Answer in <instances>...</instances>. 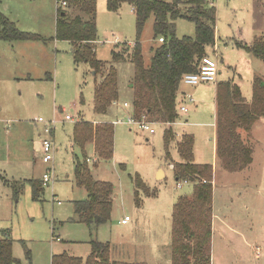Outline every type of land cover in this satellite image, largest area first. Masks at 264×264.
<instances>
[{"label":"rangeland","instance_id":"rangeland-1","mask_svg":"<svg viewBox=\"0 0 264 264\" xmlns=\"http://www.w3.org/2000/svg\"><path fill=\"white\" fill-rule=\"evenodd\" d=\"M207 1L217 9L218 46L217 50L215 45L207 47V54L218 60L219 82L231 80L238 84L250 101L255 78L264 81V60L224 41L232 37L249 43L264 36V0ZM57 6V0H0V12L18 29L42 37L0 39V237L10 235L13 239V254L20 264H51L53 255L64 251L86 259L94 239L111 244L112 260L171 264L174 205L181 196L191 195L193 189L192 182L176 179L173 164L182 161L177 143L182 134H193L195 161L213 164L215 100L200 102L198 107L187 101L190 112L182 114L181 121L178 114L179 123L172 128L174 137L167 144L164 134L171 126L165 127V123H156V133L151 134L117 122L125 117L122 103H133L134 99L131 85L135 64L129 56L137 40L136 16L129 3L118 11H110L107 0H98L96 54L106 69L113 66L117 72L121 106L113 103L106 113H97L95 90L102 74L96 75L86 62H77L69 41L55 38ZM176 23L178 37L195 35L192 21L178 19ZM141 43L149 65L152 47L159 44L154 37L153 17L145 25ZM114 50H119L125 59L114 60ZM206 84L209 90L215 88L213 83ZM184 88L190 86L182 82L180 89ZM117 110L120 115L115 114ZM67 113L76 120H66ZM40 117L57 119L55 137H50L58 150L49 164L42 159L45 134L44 124L37 122ZM80 119L115 124L112 159L90 163L96 179L114 186L111 218L97 228L80 221L75 211V201L85 199L88 193L77 185L75 176L76 156L82 158V149L74 142L73 132ZM243 136L253 148L249 167L228 172L217 161L215 169V191L222 194L217 197L216 211L223 214L224 224V215L229 223H236L229 218L230 208L231 215L238 213L241 218L240 210L248 204L247 224L256 222L253 203L261 202L264 210V117L251 132L243 131ZM90 149L87 148L89 155ZM161 166L165 177L159 173L157 177ZM49 168H53L54 179L43 185L41 198L36 200L27 180H42ZM137 179L145 186L138 185ZM126 215L132 220L125 225L121 220ZM223 233V229H217L213 235L215 264H264V250L256 235L247 236L246 248L243 244L239 251L236 246L234 250L228 248L222 241Z\"/></svg>","mask_w":264,"mask_h":264},{"label":"trees","instance_id":"trees-1","mask_svg":"<svg viewBox=\"0 0 264 264\" xmlns=\"http://www.w3.org/2000/svg\"><path fill=\"white\" fill-rule=\"evenodd\" d=\"M57 3L55 38L69 41L75 60L88 63L96 75L102 74L103 79L95 90L94 108L97 113L104 114L118 100L119 91L115 68L106 69L96 54L98 0H57ZM124 3L132 6L136 16L137 40L129 56L135 64L131 85L134 90V115L137 118L146 115L150 121L172 124L179 114L178 93L183 76L197 71L203 57L208 55L207 47L216 44V6L207 0H107V7L110 11H118ZM152 17L154 37L158 38L159 44L152 47L151 62L146 65L141 37L147 21ZM178 19L192 21L195 35L178 37ZM0 39L31 40L42 37L18 29L0 12ZM235 44L264 60V36L251 44L242 41ZM113 55L116 61L125 59L119 50H114ZM260 117H264V81L261 78L254 80L250 101L243 96L240 86L231 80L218 83L216 142L222 168L235 172L245 169L252 162L253 148L245 141L243 131L251 132ZM114 136L113 122L95 123L80 119L75 123L74 142L82 149V158L76 156V183L88 192L85 199L75 201V211L79 220L91 228H97L111 218L114 186L93 176L87 146L94 144L95 161L111 160ZM164 137L166 144L174 137L171 127L166 129ZM177 147L182 161L174 164L176 179L192 182L193 189L191 195L181 196L174 205L171 264H212L214 165L195 161L193 134H182ZM27 181L32 186L33 198L39 200L44 191L43 179ZM137 184L145 186L139 179ZM15 194L18 195V190ZM0 264H20L13 254L10 235L0 237ZM51 264L130 263L112 260L111 244L94 239L86 259L64 251L54 254Z\"/></svg>","mask_w":264,"mask_h":264},{"label":"crops","instance_id":"crops-1","mask_svg":"<svg viewBox=\"0 0 264 264\" xmlns=\"http://www.w3.org/2000/svg\"><path fill=\"white\" fill-rule=\"evenodd\" d=\"M217 35H218V32H217V29H216V44H215L216 50H217V46H218L217 43L219 41V36L217 37ZM257 38L258 37H256L255 39H257ZM254 40H252L249 43L246 42V41H242V42H246L248 44H251L252 42H254ZM236 41H238V40H234L232 37L231 38L229 37V40H227V41L225 40L224 42H225V44L233 46L232 44H235ZM236 47L245 49L243 47H238V46H236ZM231 68H233V67H231ZM218 69H219V65H218ZM217 80L218 81L216 83L212 84L215 88L212 89V87H211L210 90L206 87L207 86L206 83H202V84H199V85H196V86L188 85V86H190V88H184L183 90L179 89V93H178V108L181 105H186L187 108H188V111L187 112H182V111L179 110L180 118L178 120H180V121L182 120V118H183L182 114H186V113L188 114L190 112L189 106L186 103L187 101L191 102V103H194V102L197 103V107H198L200 102L213 103V99H214L215 100V112H216V110H217V108H216L217 85L219 83V76H218ZM222 81H224V80H222ZM186 95L187 96L190 95L193 98V100H190ZM197 96H199V97H197ZM114 106L115 107L121 106L120 105V100H118L117 103H114ZM121 110L125 113V116H126L127 111L123 107H122ZM115 114L120 115L118 110L115 111ZM118 119L123 120V118H118ZM178 120L176 122L172 123V124H167V126H165V127H168V126L170 127L171 126V128H174V126L179 123ZM93 122L97 123V122H103V121H97V120L95 121L94 120ZM188 122H189V119L184 120V124L185 125H187ZM159 124H161V123H159ZM212 124H213V127L215 128L214 152H213V158H214L213 159L214 160L213 161V165H214V179H215V172H217V170H215V169H217V161H218L217 142H216V134H217L216 115H215V120L213 121ZM161 125L164 126V124H161ZM131 127H133V126H131ZM155 133H156V131H155ZM54 137H55V134H54ZM89 146H91V147H87V148H91L90 150L92 152L91 155H88L89 158L91 159L90 163H97V161L95 162V160H94L96 158L95 153H94L95 152V150H94L95 146L93 145V143L89 144ZM194 147H195V145H194ZM194 155H196L195 154V150H194ZM252 162H253V158H252ZM249 165L245 169H247L249 167ZM173 166H174V164H173ZM245 169H243V170H245ZM224 170L228 171L226 169H224ZM243 170H240V171H243ZM161 172H162V175L164 174V177H165L166 176V171H165V169L162 166L159 167L158 170H157V177H158V173H159V176H161ZM228 172H230V171H228ZM235 172H239V171H235ZM213 184H214V193H213V219H212V246H213V235H215L217 229L220 232L223 229L224 233L222 235V241H224L225 244L228 245L229 249H233L234 250L233 246H236L239 251H242V250L239 249V247L242 248V246L244 244L245 248H246V244L245 243H248L247 236H255L256 235L257 240L259 238V241L261 243L262 249L264 250V210L261 207L262 203L258 201V202H255V203L252 204V209L254 211H256V222L255 223L252 221V222H249V224H247L246 219H245V214L250 215V213H249L250 210H249V205L248 204L247 205L244 204L242 206V208H241L242 210H240V212H241V216L240 217L241 218H239L238 213H235L234 216L231 215V212H230L231 208H230V209H228L229 218L232 217L230 220H235L236 223H234V225H232L231 223H229L227 216L224 215L225 220H226V224H224L223 220H222V219H224L223 218V214L220 213V215H219V212L216 211L217 197H219L218 195H220V197H221L222 194L218 193V195H217V193L215 191V182H214V180H213ZM87 196H88V193H87ZM252 214H253V212H251V215ZM126 216H129V215H126ZM122 220H123V218H122ZM122 220H121V223H122ZM131 220H132V218L130 217V220L127 223H122V224L126 225ZM243 222H245L244 225H243ZM219 223H221L220 226H219ZM244 234H247V235H244ZM235 244H237V245H235ZM257 248H259V246H257ZM212 264H215L213 255H212Z\"/></svg>","mask_w":264,"mask_h":264},{"label":"built area","instance_id":"built-area-1","mask_svg":"<svg viewBox=\"0 0 264 264\" xmlns=\"http://www.w3.org/2000/svg\"><path fill=\"white\" fill-rule=\"evenodd\" d=\"M160 41L163 42L164 38L161 37ZM218 73H219L218 61L214 57L207 55L203 57V60L198 70L195 72L186 73L182 78V82L191 86H196L202 83H216L218 79ZM187 97L190 100H193V98L190 95H188ZM117 101H115L114 103H117ZM122 107L127 111V114L123 120H116L117 122H121V123L124 122L129 126L136 127L142 131L150 132L151 134L155 133L156 131L155 124L158 122L150 121L146 117V115H143L141 118H137L134 115L133 103H130L129 101L123 102ZM179 110L182 112H187L188 108L186 105H181L179 106ZM65 119L74 120L75 118L72 114L67 113L65 115ZM37 122L44 124L43 133L45 134V137L42 142V159L45 163L49 164L54 161L55 153L58 150L53 138L50 137V135L54 136L55 134L57 119L45 120L44 118L40 117L38 118ZM52 170L53 168H49L47 172L44 173L43 175L44 184L54 179ZM184 182H188V181L185 180ZM178 185L181 186V182H179ZM129 220H130V216H126L125 218H123L122 223H127Z\"/></svg>","mask_w":264,"mask_h":264},{"label":"bare ground","instance_id":"bare-ground-1","mask_svg":"<svg viewBox=\"0 0 264 264\" xmlns=\"http://www.w3.org/2000/svg\"><path fill=\"white\" fill-rule=\"evenodd\" d=\"M162 174V173H161Z\"/></svg>","mask_w":264,"mask_h":264}]
</instances>
